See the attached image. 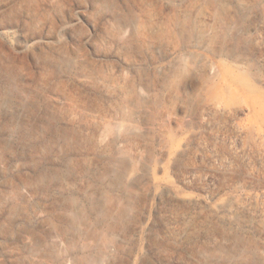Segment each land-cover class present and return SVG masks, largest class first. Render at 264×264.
Segmentation results:
<instances>
[{"label":"rangeland","instance_id":"rangeland-1","mask_svg":"<svg viewBox=\"0 0 264 264\" xmlns=\"http://www.w3.org/2000/svg\"><path fill=\"white\" fill-rule=\"evenodd\" d=\"M222 1L0 0V264H264V0Z\"/></svg>","mask_w":264,"mask_h":264},{"label":"bare ground","instance_id":"bare-ground-1","mask_svg":"<svg viewBox=\"0 0 264 264\" xmlns=\"http://www.w3.org/2000/svg\"><path fill=\"white\" fill-rule=\"evenodd\" d=\"M219 3H220L219 5H222L224 3V1L220 0ZM234 24L235 25L233 26V28L231 29L230 34H229V43L233 47H236V45H238V44H240V42H242L241 39L243 40L245 37H243L239 33V30H238L237 25H236V21H234ZM187 27H188L187 29L192 30V28H193L192 23L189 22ZM196 35H197V39H196L197 41L196 42L198 44H209L210 43V39L211 38H210V35L206 34L205 28H201L200 26H198V29L196 30ZM227 51H228V53L233 51L232 47L229 48ZM225 80H226L225 75H222L219 78V80H217V81H214V80L210 79V82H211L212 86L211 87L209 86V89H213V98L217 99L216 102H212L211 106H213L214 108L221 109L220 108L221 105H220L218 100L224 94H226L227 91H230L228 89V86H227ZM6 99H4V103L8 102ZM144 102H145V97L141 93L138 96V98L136 99L135 105L136 106L137 105H142ZM108 162L110 164V168H109L108 172L106 173V175H99V176H101L103 179H106V177L108 178V177H110V175H123V170L121 169V167L118 165V163L116 161L111 159ZM54 174L55 175H52V177H57V176L59 177L60 171L59 172H54ZM41 176H43V175H41ZM84 201H85V203H83L82 199H79L78 197H76L74 195L68 197V199L66 200L67 204L69 205V211L71 212V214H72L74 219L80 218L79 216H81V214H84L85 212H90L91 214H94L96 219L99 218V217L100 218L101 217L104 218V215H103L104 214L103 200H101L100 198L96 197L95 195H91V196H85V200ZM120 216H122L121 213H120ZM106 241H105V243H106ZM75 243H76L75 238L71 239V241L69 243L71 248H73L75 246ZM52 251L56 252V249L54 248ZM80 255H81L80 264H100L101 257H99V256L98 257H94L91 254V252H90V244L88 242H85L84 246H82V251H81Z\"/></svg>","mask_w":264,"mask_h":264}]
</instances>
